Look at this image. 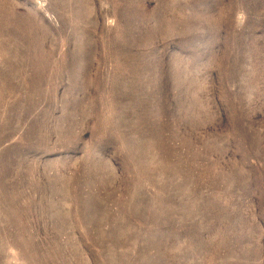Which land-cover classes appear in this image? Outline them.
Returning <instances> with one entry per match:
<instances>
[{
  "label": "rangeland",
  "instance_id": "rangeland-1",
  "mask_svg": "<svg viewBox=\"0 0 264 264\" xmlns=\"http://www.w3.org/2000/svg\"><path fill=\"white\" fill-rule=\"evenodd\" d=\"M0 264H264V0H0Z\"/></svg>",
  "mask_w": 264,
  "mask_h": 264
}]
</instances>
